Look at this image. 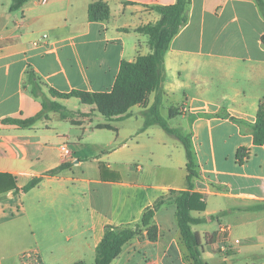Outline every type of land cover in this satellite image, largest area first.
<instances>
[{
    "label": "crops",
    "instance_id": "0c3cea01",
    "mask_svg": "<svg viewBox=\"0 0 264 264\" xmlns=\"http://www.w3.org/2000/svg\"><path fill=\"white\" fill-rule=\"evenodd\" d=\"M99 1L110 19L92 22L90 5ZM12 2L0 0V175L13 177L17 189L0 195V264H95L107 227H137L160 200L151 222L157 241L143 228L112 264H194L174 201L188 190L186 152L152 122L157 98L160 116L167 107L175 127L163 119L192 143L194 191L206 203L192 213L203 220L193 231L205 261L264 264V145L253 136L264 102V12L257 0H191L188 23L165 55L160 93L131 108L130 117L111 120L96 105L53 98L49 90L110 93L123 62L153 52L136 32L160 20L151 8L177 0H30L14 12ZM30 71L73 118L50 113L28 129L2 123L41 111ZM171 109L179 113L170 117ZM64 164L71 167L50 175ZM36 178L40 183L24 193ZM222 228L229 249L217 242Z\"/></svg>",
    "mask_w": 264,
    "mask_h": 264
},
{
    "label": "trees",
    "instance_id": "16d2710c",
    "mask_svg": "<svg viewBox=\"0 0 264 264\" xmlns=\"http://www.w3.org/2000/svg\"><path fill=\"white\" fill-rule=\"evenodd\" d=\"M30 0H13L10 10L12 12L20 10L25 3ZM259 7L264 12L263 0H257ZM191 0H177L171 6H154L151 9L157 12L161 18L154 24H148L136 30L139 34L149 38V46L152 54L140 56L135 62H123L114 85L110 93H88L83 91H73L71 93H60L54 89L49 90L53 98L70 99L77 98L83 104L96 105L98 111L107 119L114 117L126 119L130 117V109L143 105L149 96L160 93L165 81V55L169 51L172 40L179 34L181 29L188 23V10ZM89 18L92 22H105L110 19L109 6L99 1L90 5ZM29 83L31 91L36 98L41 100V111L30 118H7L3 124L13 125L20 129H28L36 126L39 122L49 119L50 113H56L62 120L73 118L74 113L69 111L64 105L53 101L42 91L40 79L32 72H29ZM160 98H157L150 109L153 123L159 124L169 134L181 141L185 148L187 157V183L188 190L175 193V204L177 207L176 218L181 231L182 239L189 251L190 259L194 264H209L203 257V243L199 233L193 231V225L203 223V220L192 216L195 211L203 212L206 209L204 197L194 191V180L199 177L197 164L192 149L189 136L171 129L167 122L160 116ZM179 112L177 109L170 110V117H174ZM147 121L146 125H150ZM107 128H112L106 125ZM254 143L256 146L264 145V102H261L257 116V123L253 127ZM243 152V151H241ZM244 155L239 154V163H243ZM71 167V164H64L50 172V175L60 174ZM40 179L30 181L22 191L29 192L35 188ZM16 190L17 186L13 177L0 175V195L9 190ZM165 203L160 200L152 209H149L143 216L142 222L135 228H116L109 226L105 230L104 237L97 247L95 264H112L122 253L124 246L133 238L138 236L143 228H149V238L152 242L157 241L156 226L151 225L158 210ZM75 264H84L78 262Z\"/></svg>",
    "mask_w": 264,
    "mask_h": 264
},
{
    "label": "built area",
    "instance_id": "2783aa9c",
    "mask_svg": "<svg viewBox=\"0 0 264 264\" xmlns=\"http://www.w3.org/2000/svg\"><path fill=\"white\" fill-rule=\"evenodd\" d=\"M47 37L45 36L43 39H46ZM38 43V42H37ZM60 151L63 154V156L65 157H70L72 155L68 145L63 144L62 146H60ZM227 232L228 230L226 228H222L218 233H217V242L221 244V246L223 248H231L232 244L231 241L229 240L228 236H227ZM235 244H240L239 240L235 241Z\"/></svg>",
    "mask_w": 264,
    "mask_h": 264
},
{
    "label": "rangeland",
    "instance_id": "374dc122",
    "mask_svg": "<svg viewBox=\"0 0 264 264\" xmlns=\"http://www.w3.org/2000/svg\"><path fill=\"white\" fill-rule=\"evenodd\" d=\"M80 104V103H79ZM162 116H163V118L168 122V124L171 126V127H175V125H176V123L172 120V118H169V111H168V108L167 107H165L163 110H162ZM101 119H102V117H101ZM103 120H105V118L103 117V119H102V121ZM171 198H173V197H171ZM227 222H230V221H227ZM230 223H232V222H230ZM260 229H261V231L263 230V227H264V221H263V223H261L260 224ZM259 230V228L257 227V230H256V228H255V231H258Z\"/></svg>",
    "mask_w": 264,
    "mask_h": 264
}]
</instances>
